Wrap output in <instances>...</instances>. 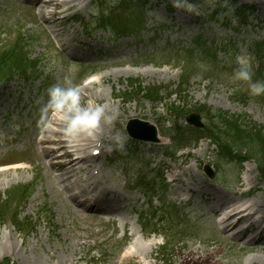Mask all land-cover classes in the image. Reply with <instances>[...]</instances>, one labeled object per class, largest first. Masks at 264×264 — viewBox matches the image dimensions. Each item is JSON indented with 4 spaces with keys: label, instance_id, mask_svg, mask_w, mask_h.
Here are the masks:
<instances>
[{
    "label": "rangeland",
    "instance_id": "rangeland-1",
    "mask_svg": "<svg viewBox=\"0 0 264 264\" xmlns=\"http://www.w3.org/2000/svg\"><path fill=\"white\" fill-rule=\"evenodd\" d=\"M116 2L109 0L106 7ZM231 3L232 0H208L204 5H191L189 8L185 1L149 0L143 9L137 8L145 21L139 36L134 40H113L109 45L104 35L99 33L97 39L90 43L101 49L105 46L107 50L81 55L83 63L79 67L76 60L69 59L56 49L58 54L49 50V46L53 45L45 32L48 30L39 11L35 12L28 6L22 8L17 0H0V41L3 46L22 27L23 35L34 36L27 49L30 58H37L40 66V73L28 82L15 78L10 83H0V162L26 156L35 166L33 169L26 165L0 171V203L4 201L5 204L0 212V262L7 259L8 264H264V234L254 242L248 237L249 233H237L238 238H234L239 226L223 233L220 225L214 221L217 219L215 212L211 210L212 207L224 210L228 205L226 201H254L264 210V184L258 182L254 161L239 165L224 160L217 165L215 146L208 140L198 143L189 151L188 157L177 156L169 160L161 155L165 153L164 146L169 145L163 133H160L157 142L131 144L132 151H128L132 152L133 161L118 159L109 163L106 160L112 150L127 153L123 148H118L117 140L123 138L124 145L130 142L125 131V124L130 118L143 119L147 124L156 126H161L165 119L172 122L162 105H153L141 96L128 101H125L126 96H117L128 91L129 79L141 80L143 86L177 82L181 73L172 64L177 63L181 55L177 53L176 59L170 61L172 63L163 62L174 58L171 55L174 51L170 47L175 44L187 46L189 38L205 30L216 42H220L225 34L235 39L238 53L248 55V42H258L264 37V0H237V6L251 5L255 12L248 23L238 30L230 26L233 34L229 30H221L211 20H203L202 10L209 14ZM165 6L172 8L171 14L166 12ZM78 9L77 15L85 20L89 18L84 9ZM51 10L48 9L49 12ZM59 11L62 12V9ZM66 13H59L57 17ZM122 13V9L117 12L119 15ZM63 28L65 32L68 31L62 36L67 43L72 44L69 36L72 32L73 37L82 38L78 22L66 21ZM192 50L196 52V49ZM93 56H98L94 58L95 61H92ZM87 58L90 61H85ZM113 59L121 60L120 64H128L115 68L108 64ZM218 59L225 61L222 71L213 70L210 61L207 63L200 59L194 64L184 65V69L193 72L188 80L185 101L190 106L205 104L213 111L244 115L249 121L264 124V94L253 96L246 90L248 99L238 100L234 95L235 86L238 85L240 91L248 87V82L243 84L229 79L237 67L236 59L228 60L222 52ZM71 64L77 66L72 76L74 85L81 84L79 81L86 76L84 70L86 74L91 69L94 72L91 76L87 75L89 77L79 86L82 103L103 104L108 112L113 109L118 111L117 118L111 124L102 123L103 140L95 142V139L87 149L89 154L92 148L100 150L99 155L92 157L93 166L77 173L80 183L86 179L90 182L97 179L101 185L108 187L106 192L115 193L106 200L100 198L104 206L112 208L97 215L80 208L74 209L55 181V174L59 171H53V178L48 176L45 167L40 164H43V152L35 154L33 138L41 130L37 121L39 110L47 100L46 90L53 84L63 83ZM92 64H102V67L94 68ZM86 85L89 87L83 89ZM168 102L181 105L176 103L174 96ZM200 115L203 124L207 123V116L203 113ZM161 117H164L163 120ZM137 130L141 135H147L143 128ZM43 161L48 162L49 159ZM145 162H150L149 169L156 167L164 170L167 180L178 173L176 181H169V185L163 187L164 191L158 190L159 198H152L151 206L144 201L140 191L128 184L144 173ZM203 164L215 177L214 181L203 171ZM32 180L34 187L22 202L18 188ZM187 181L191 183L189 188L186 187ZM74 184L69 191L78 188ZM15 188L12 195L9 191ZM86 189L91 190L89 187ZM97 190L100 191V188L91 191ZM241 191L244 192L242 195ZM215 196L224 197L225 202L216 200ZM5 201L8 202L7 207ZM171 205L176 206L174 213L169 210ZM16 211L18 224L12 221L11 215ZM167 212H170V216L166 215ZM262 215L261 221L264 223ZM23 222L26 225L22 226ZM256 226L251 224L252 229ZM151 242L153 248L149 252L147 246ZM11 243L13 246H10ZM120 247L121 251L118 252ZM188 251L193 252L194 261L190 258L184 262L180 255ZM135 252L138 253L133 254Z\"/></svg>",
    "mask_w": 264,
    "mask_h": 264
},
{
    "label": "trees",
    "instance_id": "trees-1",
    "mask_svg": "<svg viewBox=\"0 0 264 264\" xmlns=\"http://www.w3.org/2000/svg\"><path fill=\"white\" fill-rule=\"evenodd\" d=\"M197 1V0H192ZM240 10H233L235 19L246 21L248 12L241 13ZM231 12V10H230ZM121 23H118L120 25ZM119 28L121 26H118ZM33 40L30 35L22 36L18 34L15 37V40L7 48H4L0 51V74H10L11 72L18 73L19 75L29 78L33 77L38 73L37 61H33L28 58L26 46ZM264 52V49H262ZM5 71V72H4ZM257 79L264 80V75L259 74ZM138 82V81H137ZM139 83V82H138ZM137 83V84H138ZM185 81L181 80L180 83L176 86L175 89H172L171 86L159 85L147 87L145 90L146 97L150 98L153 102H159L163 100L162 93H165L166 96H170L172 93H180L185 89ZM138 88L140 86L138 85ZM241 99H248L247 94L243 93L240 96ZM202 112L209 113L207 116L211 117V124L205 126L202 130L187 129V127H180L179 134L173 138L174 145L178 143V146L182 144L183 139L196 135V139L200 137H205L207 130L218 131L222 125L220 122H223L225 125V130L221 136L216 137V145L218 147L217 154V165H221L225 159L227 161H232L233 159L239 160V162L245 160H254L257 169L259 172L260 180L264 181V124H256L255 122L249 121L244 115L238 114H229L228 112L216 110L211 111L206 109L205 105H198L197 108H187L183 109L180 107H169L170 113H173L176 117L181 115H186L191 110H199ZM213 128V129H212ZM212 133V132H211ZM210 135V134H209ZM244 150V154H242ZM7 264V262L3 263Z\"/></svg>",
    "mask_w": 264,
    "mask_h": 264
},
{
    "label": "bare ground",
    "instance_id": "bare-ground-1",
    "mask_svg": "<svg viewBox=\"0 0 264 264\" xmlns=\"http://www.w3.org/2000/svg\"><path fill=\"white\" fill-rule=\"evenodd\" d=\"M30 2V0H28ZM80 0H33L32 4L39 6V12L42 13L46 8L53 7L54 11L49 13V16L44 19L46 21L50 20L51 23H55L57 25H60L61 20L57 19L55 17L56 12L55 9L62 8V9H69L74 4H76ZM62 49L67 51L68 53H74V50L70 48L67 44L62 45ZM89 86L86 85L83 89L88 88ZM102 128V125H101ZM101 128L98 130L96 138L100 141V138L102 136ZM40 138L37 140L39 144L44 145L42 147V151L44 153L45 158L49 159V169L60 171L56 177L58 181L61 184V188L64 191H67L68 188L74 184L75 180V174L77 171L82 169V164L90 163L91 155L87 154L86 152V146L92 143L94 140H85L82 142L81 147L74 153L73 151L66 150V145H64V140L61 139L62 134L57 126L56 131L54 132H46L40 130ZM94 149V148H93ZM92 149V150H93ZM87 164L86 166H88ZM65 183V184H64ZM89 180L84 181L85 187L88 186ZM91 184H94L92 189L96 188L97 184L95 182H92ZM190 182H186V187L189 188ZM106 187H102L101 190L92 195H88V193H85L84 190L79 187L76 189V191L73 193L72 198L74 200L78 197L84 198V202H86L88 208H97L98 210H105L102 206V203L100 201V195L105 196ZM244 192L241 191L240 195H242ZM215 199L218 201H222L225 198H220L219 196H215ZM225 200L223 201V203ZM232 201H226V204H228L225 208L224 212L219 213V209L211 208L215 214H218V224L221 225V231L224 233L230 229H233L235 227L239 226V230L233 235L234 238H238L237 233H249L248 237L252 242L257 241L259 239L260 235L264 234V223L261 221V217L264 214L263 208H261V205L258 202L249 201V202H243V203H231ZM112 207H108V210ZM97 213V212H95ZM251 224H257L255 229H252ZM242 227V228H241ZM153 242V241H152ZM150 243L149 246H147V250H152L153 243ZM264 244V243H262ZM10 246H13V243L10 244ZM138 246V245H137ZM1 249H3V244L1 243ZM6 248H9V246H5ZM132 253V252H131ZM130 253V255H131ZM138 252H135L133 254H137ZM132 254V255H133ZM193 252H185L184 254H181L180 257L184 262H187L191 258L192 259ZM135 257V256H132Z\"/></svg>",
    "mask_w": 264,
    "mask_h": 264
},
{
    "label": "clouds",
    "instance_id": "clouds-1",
    "mask_svg": "<svg viewBox=\"0 0 264 264\" xmlns=\"http://www.w3.org/2000/svg\"><path fill=\"white\" fill-rule=\"evenodd\" d=\"M236 63L237 67L229 79L233 82H248L250 95L264 94V80H253L252 58L241 53L236 56ZM76 71L75 64L69 65L63 83L53 84L46 90L47 100L39 110L37 121L41 131L54 132L58 126L66 147L74 153L83 141L96 139L102 123L111 124L118 116L115 109L106 111V105L82 103L79 86L74 85L72 79ZM117 146L123 148V138L117 140Z\"/></svg>",
    "mask_w": 264,
    "mask_h": 264
},
{
    "label": "water",
    "instance_id": "water-1",
    "mask_svg": "<svg viewBox=\"0 0 264 264\" xmlns=\"http://www.w3.org/2000/svg\"><path fill=\"white\" fill-rule=\"evenodd\" d=\"M196 118H197V116H195V115H190L189 118H188V120H189L190 122L193 121L194 123H197Z\"/></svg>",
    "mask_w": 264,
    "mask_h": 264
}]
</instances>
